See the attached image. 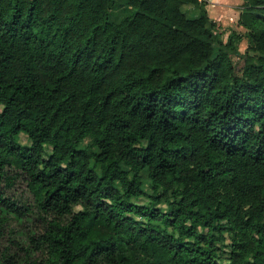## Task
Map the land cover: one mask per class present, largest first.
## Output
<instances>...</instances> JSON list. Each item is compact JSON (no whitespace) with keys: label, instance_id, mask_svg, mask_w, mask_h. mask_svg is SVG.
<instances>
[{"label":"trees","instance_id":"16d2710c","mask_svg":"<svg viewBox=\"0 0 264 264\" xmlns=\"http://www.w3.org/2000/svg\"><path fill=\"white\" fill-rule=\"evenodd\" d=\"M238 24L206 0H0V236L35 220L0 264H264V0Z\"/></svg>","mask_w":264,"mask_h":264},{"label":"rangeland","instance_id":"374dc122","mask_svg":"<svg viewBox=\"0 0 264 264\" xmlns=\"http://www.w3.org/2000/svg\"><path fill=\"white\" fill-rule=\"evenodd\" d=\"M243 0H225L223 4L226 8L224 11L223 18H217V22L222 29V37L226 38L230 31L235 30L239 32H244V29L237 25V20L239 18V13L242 7ZM207 4V3H206ZM188 6L184 5L182 10L187 12ZM220 9V8H219ZM218 9V10H219ZM222 9V8H221ZM219 11H222V10ZM225 14H227L225 16ZM231 14V15H230ZM122 16V11H112V18L114 20H119ZM225 19V20H224ZM247 40L243 38L237 43L239 53H243L246 50ZM19 142L21 144H28L29 140L27 136L23 133L19 135ZM49 150V147H47ZM142 179L144 183V188L148 190V178L146 172L142 173ZM7 195L11 196L15 201L19 203H32L31 194L28 191L26 184L22 178H18L13 181V183L6 188ZM139 201L143 202L145 199L140 198ZM35 229V220L31 223L26 220H19L12 216L7 218V222L2 226V234L0 236V251L5 247H9L12 251L21 253L15 248L13 241L23 244L27 241V235ZM25 245V244H24Z\"/></svg>","mask_w":264,"mask_h":264},{"label":"crops","instance_id":"0c3cea01","mask_svg":"<svg viewBox=\"0 0 264 264\" xmlns=\"http://www.w3.org/2000/svg\"><path fill=\"white\" fill-rule=\"evenodd\" d=\"M206 3H207L206 9H207L209 17L211 18V20H213L215 23H217V25H219L218 23H220V22H217V18H223V15H224L223 10H226L225 9L226 7L223 5L225 3V0H206ZM219 8L220 9L222 8L221 9L222 11H219L220 10ZM226 15L227 14H225V16ZM237 25H239L238 20H237Z\"/></svg>","mask_w":264,"mask_h":264}]
</instances>
